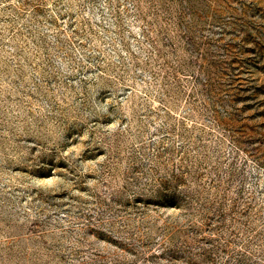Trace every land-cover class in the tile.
<instances>
[{
	"label": "rangeland",
	"instance_id": "obj_1",
	"mask_svg": "<svg viewBox=\"0 0 264 264\" xmlns=\"http://www.w3.org/2000/svg\"><path fill=\"white\" fill-rule=\"evenodd\" d=\"M0 264H264V0H0Z\"/></svg>",
	"mask_w": 264,
	"mask_h": 264
}]
</instances>
